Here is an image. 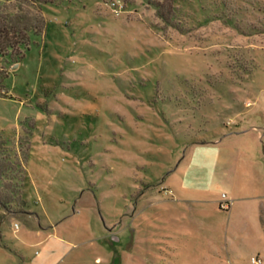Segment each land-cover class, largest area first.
I'll list each match as a JSON object with an SVG mask.
<instances>
[{"label":"rangeland","instance_id":"rangeland-1","mask_svg":"<svg viewBox=\"0 0 264 264\" xmlns=\"http://www.w3.org/2000/svg\"><path fill=\"white\" fill-rule=\"evenodd\" d=\"M0 16L39 31L0 57V264H264V0Z\"/></svg>","mask_w":264,"mask_h":264},{"label":"trees","instance_id":"trees-1","mask_svg":"<svg viewBox=\"0 0 264 264\" xmlns=\"http://www.w3.org/2000/svg\"><path fill=\"white\" fill-rule=\"evenodd\" d=\"M16 20L0 16V57L17 56L19 47H26L28 50L30 37L39 35L38 28H30L23 19ZM7 77L0 71V90Z\"/></svg>","mask_w":264,"mask_h":264},{"label":"built area","instance_id":"built-area-1","mask_svg":"<svg viewBox=\"0 0 264 264\" xmlns=\"http://www.w3.org/2000/svg\"><path fill=\"white\" fill-rule=\"evenodd\" d=\"M223 200L220 203V207L223 209H228L230 207V203L225 200V195H222ZM15 228L18 229V225H15ZM251 264H263V260L259 257H252L251 258Z\"/></svg>","mask_w":264,"mask_h":264},{"label":"crops","instance_id":"crops-1","mask_svg":"<svg viewBox=\"0 0 264 264\" xmlns=\"http://www.w3.org/2000/svg\"><path fill=\"white\" fill-rule=\"evenodd\" d=\"M193 189V188H192ZM174 192H173V190H170V194H173ZM224 194V193H223ZM222 194V195H223ZM225 195V200L227 199V195L226 194H224ZM173 197V196H172ZM174 198V197H173ZM187 200H185V199H182V200H180V199H178V200H171V201H169L170 203H173V204H181V202H183V203H185ZM228 201V200H227ZM229 203H230V207L227 209V210H229V209H231V206H232V202H230V201H228ZM206 203V202H205ZM204 203V204H205ZM221 203V202H220ZM220 209H221V207H220ZM262 214H263V211H262ZM38 217V216H37Z\"/></svg>","mask_w":264,"mask_h":264}]
</instances>
